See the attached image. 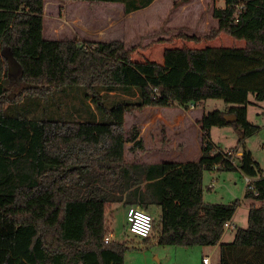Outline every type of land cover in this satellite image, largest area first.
Here are the masks:
<instances>
[{
  "label": "trees",
  "instance_id": "16d2710c",
  "mask_svg": "<svg viewBox=\"0 0 264 264\" xmlns=\"http://www.w3.org/2000/svg\"><path fill=\"white\" fill-rule=\"evenodd\" d=\"M44 1L0 0V264H125L128 243H104L115 204L125 213L159 209L145 245L218 246V264H264L259 164L244 149L235 163L228 152H214L209 138L214 127L242 137L258 130L247 105L249 96L264 101V0H224L212 11L217 25L206 38L224 34L244 48H170L161 64L133 61L121 41L44 39ZM83 1L121 4L124 15L153 2ZM8 57L22 70L19 91L9 87ZM210 99L226 107L202 114L198 161L124 162L125 143L144 151L135 128L125 138L126 114L188 110ZM211 171L251 179L243 196L251 203L247 226L226 244L223 226L239 202L203 201V174Z\"/></svg>",
  "mask_w": 264,
  "mask_h": 264
},
{
  "label": "rangeland",
  "instance_id": "374dc122",
  "mask_svg": "<svg viewBox=\"0 0 264 264\" xmlns=\"http://www.w3.org/2000/svg\"><path fill=\"white\" fill-rule=\"evenodd\" d=\"M66 1L67 5L70 6L68 11L71 12L67 13V22H65L62 9L57 10L54 7L55 2L48 3L46 6L44 27L47 33H56L52 38L53 40L87 41L79 39L76 32L81 35L84 33L88 37L90 34H96V37H100L101 34L106 33V37L109 38L105 41H121L133 61H152L161 64L163 52L166 48L241 49L245 47L244 42L234 40L224 34L216 39L206 38L210 30L216 28L212 11L214 8L224 7V0H156V7L131 16L114 11L115 9L119 10L117 7H121V4L91 3L83 0H63L60 2L64 3ZM104 5L109 7L106 8ZM111 8L114 10H110ZM104 19H106V22ZM51 25L54 27L51 28ZM120 35L124 37L121 38ZM191 35H195L198 41L191 42L184 38V36L189 37ZM44 38L47 39L46 36ZM9 81V87L13 91H19L23 87L20 75L17 77L10 76ZM70 91L68 90L67 93ZM69 97L72 100L71 93ZM248 100L247 120L258 129L256 132L242 137L241 133L235 131L232 127H214L210 130L209 138L214 147V152L232 150L231 159L235 163L238 162L234 152L236 151L235 148L238 149L237 151L242 152L244 149L249 152L259 164L261 175L264 177V101L255 102L252 96H249ZM225 107L226 105L222 100L210 99L200 103L192 113L194 117H197L199 114L216 109L223 110ZM149 110H152L151 112L154 115L148 114L149 118H146V120L152 117L155 118L158 111H169L170 109L147 107L139 112L126 114L123 126L126 139L130 137L127 134H131L133 128L139 132L138 128L141 126L139 124L146 121V113ZM145 128L146 132L155 135L152 141L146 143L147 152L150 154L161 152L164 149L162 147L166 144L165 128L163 125L155 123H150ZM182 135L183 145L173 141L171 149L167 150L173 152L170 154L158 153V159L161 158L160 160L165 162H171L172 160L177 162L195 161L198 158L197 147L200 133L196 132L194 124L192 126L189 124L188 129ZM156 137L158 141H156ZM131 145V143H125L124 145V162H141V153L138 150H132ZM246 180L251 179L244 177L237 171L229 173L211 171L203 174L202 188L205 203L231 204L234 201L239 202L233 217V225L236 228L234 230H224L222 243L232 242L236 230L245 229L247 226V214L251 203L243 199ZM212 182H214V189L208 190L207 188ZM125 209L122 205L115 204L106 218L111 240L116 243H128L129 249L124 253L125 264H202L203 256L209 257L210 264L219 263V248L214 246H192L188 248L163 246L158 244L155 239H151L150 244L145 245L142 242L143 239L127 231ZM148 213L153 219H158L160 211L157 207L152 206L149 208Z\"/></svg>",
  "mask_w": 264,
  "mask_h": 264
},
{
  "label": "crops",
  "instance_id": "0c3cea01",
  "mask_svg": "<svg viewBox=\"0 0 264 264\" xmlns=\"http://www.w3.org/2000/svg\"><path fill=\"white\" fill-rule=\"evenodd\" d=\"M74 1V0H73ZM54 3V7L59 10L60 8L62 9L63 11V16H65V22H67V13H69L70 11H68L69 7L67 5V1L64 2V3H61L60 1H56V0H45L44 1V7H43V38L44 36L47 37L46 40H53L52 38H54V35L56 33H47L46 32V29L44 27V19H45V16H46V6L48 3ZM82 2V1H81ZM158 2V1H157ZM84 4V3H83ZM156 4V0H153V2L146 8L142 9V10H139V11H136V12H133L127 16H131L133 14H136V13H140V12H145L146 10L150 9V8H153V7H156L155 6ZM152 5V6H151ZM105 6V5H104ZM106 8L109 7V6H105ZM119 8V10H114V9H110V10H114L116 12H123V7L119 6L117 7ZM220 8H223V7H220ZM109 9V8H108ZM71 13V12H70ZM77 17V16H75ZM107 18V16H106ZM104 21L106 22V19H104ZM216 21V20H215ZM104 23V22H103ZM216 25H217V21H216ZM51 28L54 27L53 25L50 26ZM77 33V36L79 39H85L87 41H105L107 40V38L109 37H106V33L105 34H101L100 37H96V34H90L89 37L87 35H85L83 33V35H81L79 32H76ZM95 35V36H94ZM100 35V34H98ZM85 36H87L85 38ZM108 36V34H107ZM121 38H123L124 36L120 35ZM191 36H195V35H191ZM96 37V38H94ZM45 39V38H44ZM89 39V40H88ZM57 40V39H56ZM243 42V41H242ZM245 44V43H244ZM167 49V48H166ZM197 107V106H196ZM196 107H193V108H190L188 110H184V109H181V108H167V109H170L169 111H158V114L154 117H152L154 114L151 112L152 110H149V112H147V117H145V120L146 118H149V115L148 114H152V118H150L149 120H146V121H143L141 124V126H139V137L141 138L142 142H143V146H144V151L140 152L141 153V162H138V163H143V164H156V163H162V162H165L164 160H160L161 158L158 159V153H163V154H170L171 152L173 151H167V150H170L171 149V146L173 145V141L175 142H178V143H181L183 145V133H185V131L188 129L189 127V124L192 126L194 124L195 126V130L196 132H198V134L200 133V136L198 138V141L200 142V137H201V131H200V126L198 124L199 120L201 119V116L202 114H199L197 117H194L193 116V113L192 111L194 109H196ZM137 118H138V115H137ZM152 124V123H155L157 125H163V127L165 128V145L162 147L164 148L161 152H154V153H148L147 152V141H152V139H154L155 135L154 133H150V132H146V128L145 126L149 125V124ZM174 135L172 136L171 135ZM158 134V133H157ZM156 141H158L157 137H156ZM198 158L193 161V162H196L198 161V159L200 158V145L198 143ZM236 151L235 154H236V157H240L241 156V151H237L238 149L235 148ZM232 151V150H230ZM233 153V152H232ZM174 158V156H173ZM169 161V160H168ZM174 160H172L171 162H173ZM176 163H185V162H189V161H184V162H180V161H174ZM234 217V216H233ZM231 223L233 224L234 223V219L232 218L231 219ZM223 237H224V234L220 240V243H222L223 241ZM234 238V236H233ZM232 238V240H233ZM214 247H218V246H214ZM204 257V256H203Z\"/></svg>",
  "mask_w": 264,
  "mask_h": 264
},
{
  "label": "built area",
  "instance_id": "2783aa9c",
  "mask_svg": "<svg viewBox=\"0 0 264 264\" xmlns=\"http://www.w3.org/2000/svg\"><path fill=\"white\" fill-rule=\"evenodd\" d=\"M243 9L244 7H238V9ZM80 45V42H77ZM193 108V107H191ZM228 155L232 156V151H228ZM251 185V180H246V186ZM208 190L214 189V182L210 183ZM126 219V229L127 231L141 239H145L150 237L152 228H153V220L149 213L145 212L138 206H132L127 208L125 213ZM224 230H234L236 227L231 222L224 223ZM111 235L105 237L104 243L107 244L111 242ZM202 264H210V259L207 256L202 257Z\"/></svg>",
  "mask_w": 264,
  "mask_h": 264
},
{
  "label": "water",
  "instance_id": "95a60500",
  "mask_svg": "<svg viewBox=\"0 0 264 264\" xmlns=\"http://www.w3.org/2000/svg\"><path fill=\"white\" fill-rule=\"evenodd\" d=\"M8 61V72L10 75H12L13 77H17L21 74V67L15 63L11 57H8L7 59ZM224 119L227 123H234L236 122V117L234 115H227L224 116Z\"/></svg>",
  "mask_w": 264,
  "mask_h": 264
}]
</instances>
